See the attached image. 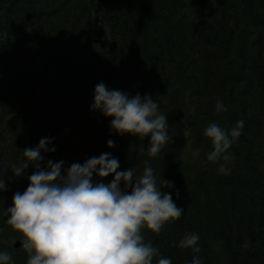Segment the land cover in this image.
Returning a JSON list of instances; mask_svg holds the SVG:
<instances>
[{"label":"trees","instance_id":"obj_1","mask_svg":"<svg viewBox=\"0 0 264 264\" xmlns=\"http://www.w3.org/2000/svg\"><path fill=\"white\" fill-rule=\"evenodd\" d=\"M100 82L157 102L170 141L156 157L150 137L120 135L91 110ZM218 100L227 111L215 110ZM241 119L225 175L207 160L204 129ZM65 134L86 159L110 152L120 170L139 176L151 166L158 185L174 182L181 218L159 234L142 230L160 257L264 264V0H0V251L10 264L29 257L13 249L21 236L5 210L36 170L16 177L12 168L50 137L56 151L42 153L45 168ZM188 233L200 237L198 254L178 246Z\"/></svg>","mask_w":264,"mask_h":264},{"label":"clouds","instance_id":"obj_2","mask_svg":"<svg viewBox=\"0 0 264 264\" xmlns=\"http://www.w3.org/2000/svg\"><path fill=\"white\" fill-rule=\"evenodd\" d=\"M91 110L108 118L110 128L120 135L150 137L147 151L152 157L170 141L167 117L150 94L130 96L100 82L95 86ZM215 110L224 112L227 108L218 100ZM244 125L241 119L231 129L217 123L204 129L212 144L207 160L218 162L222 174H230L229 150ZM51 144L52 138L45 137L37 147L24 149V160L11 171L21 177L30 166L36 169L28 176L26 190L16 192L12 206L5 210L7 225L23 236L27 264H153L154 258L160 257L159 249L145 242L142 230L159 234L166 224L181 218L183 209L172 198L174 182L162 179L158 185L151 166L139 176L133 168L120 170L118 158L110 152L70 167H65L63 160L49 159L41 168L42 153L56 151ZM107 146L114 148L115 142L108 140ZM94 176L101 182H94ZM108 177L114 178L103 183ZM3 191L5 179L0 180ZM199 240L198 234L188 233L178 246L198 254ZM10 262V255L0 251V264ZM156 264H172V260L160 257ZM190 264H202V260L194 255Z\"/></svg>","mask_w":264,"mask_h":264},{"label":"rangeland","instance_id":"obj_3","mask_svg":"<svg viewBox=\"0 0 264 264\" xmlns=\"http://www.w3.org/2000/svg\"><path fill=\"white\" fill-rule=\"evenodd\" d=\"M64 138H66V140L63 144H61V147L65 146V149L63 151L60 150L59 154L64 155L67 152L68 153L72 152L73 150L78 151L79 145L74 138L69 137L68 134H65ZM88 158H90V157H88ZM93 178H95V179L99 180V182H101L100 178H98L96 176H94ZM110 181H111V177H108L107 179L103 180L102 182L107 184V183H110ZM19 236H21L20 239L14 238L12 243H14L15 240H22L23 239V236L21 233L19 234Z\"/></svg>","mask_w":264,"mask_h":264},{"label":"water","instance_id":"obj_4","mask_svg":"<svg viewBox=\"0 0 264 264\" xmlns=\"http://www.w3.org/2000/svg\"><path fill=\"white\" fill-rule=\"evenodd\" d=\"M60 160H62V159H55V160H53V162H58V161H60ZM64 162H65V167H67V161L66 160H63ZM81 164H83L82 162H81ZM129 191H130V189H129ZM22 246V244L20 243V242H17L16 244H15V247L16 248H18V247H21Z\"/></svg>","mask_w":264,"mask_h":264}]
</instances>
